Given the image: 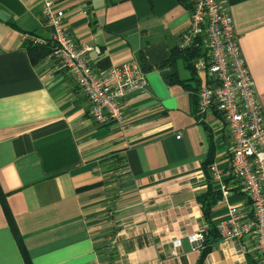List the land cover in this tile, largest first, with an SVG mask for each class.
Here are the masks:
<instances>
[{"label":"crops","instance_id":"obj_1","mask_svg":"<svg viewBox=\"0 0 264 264\" xmlns=\"http://www.w3.org/2000/svg\"><path fill=\"white\" fill-rule=\"evenodd\" d=\"M229 1V0H228ZM264 105V0L228 3ZM63 26L96 48L105 72L136 59L149 81L126 100L122 121L100 123L73 75L51 55L34 62L28 33L51 37L41 0H0V264H259L252 240H209L235 204L251 214L226 169L233 140L221 113H201L195 88L206 79L185 59L156 65L178 48L190 21L182 0H54ZM13 22V24L11 23ZM176 73L163 76L166 69ZM181 136L178 137V134ZM229 185L222 193V183ZM214 192L220 198L205 214Z\"/></svg>","mask_w":264,"mask_h":264},{"label":"built area","instance_id":"obj_2","mask_svg":"<svg viewBox=\"0 0 264 264\" xmlns=\"http://www.w3.org/2000/svg\"><path fill=\"white\" fill-rule=\"evenodd\" d=\"M46 22L53 25L51 37L32 33L26 42L55 43L51 54L61 69L69 71L91 103L90 114L100 122L122 121L126 100L137 91H146V71L136 59L126 60L105 72L96 71L88 58L96 48L80 43L65 29V11L56 10L54 0H41ZM190 21L182 32L178 48L203 47L204 54L196 67L204 69L206 79L196 91L201 113L217 109L228 126L233 140L226 169L216 163L209 166L212 179L222 181L224 175L236 181V187L251 205L245 216L235 204H228L227 215L219 222L223 240L248 237L254 244L259 264H264V105L258 98L256 83L242 50L228 9V0H188ZM181 133L178 134V137ZM229 185L222 183L226 196ZM205 231L192 234L190 240L203 247Z\"/></svg>","mask_w":264,"mask_h":264},{"label":"trees","instance_id":"obj_3","mask_svg":"<svg viewBox=\"0 0 264 264\" xmlns=\"http://www.w3.org/2000/svg\"><path fill=\"white\" fill-rule=\"evenodd\" d=\"M182 1L187 3V5L189 6L188 0H182ZM231 2H232V0H229V3H231ZM11 23L13 24L12 21H11ZM26 43H27L26 46L28 48L30 56L34 62L41 60L42 58H44L48 55H51L53 50H54V47H55V43H53L51 40H49V42L46 44H33L31 42H26ZM203 54H204V51H203V47H201V46H198L195 48H189L187 50H181V49L177 48L176 51L172 52V54L170 55V57L167 60L157 64L156 66L160 67V68H163L167 65L176 66L177 59L179 57H183L185 59L187 67L192 71L193 78L198 79L197 75H196L195 63H196V60ZM197 89H198V87L195 88V95H196ZM219 198H220V194L217 192H214L212 195L211 201L207 202L205 204L206 207L204 210H205L206 216H209V214H210L211 204L216 202V200H218ZM204 233H205V238H204V242H203L201 259H203V257L206 255V253L210 250V246L208 244V241L209 240L215 241L220 237V232H219V229L217 228L216 225H212L210 228V231L208 232L205 230ZM24 256H25L24 257L25 258L24 264H32L29 256L26 253Z\"/></svg>","mask_w":264,"mask_h":264},{"label":"water","instance_id":"obj_4","mask_svg":"<svg viewBox=\"0 0 264 264\" xmlns=\"http://www.w3.org/2000/svg\"><path fill=\"white\" fill-rule=\"evenodd\" d=\"M9 16L10 15L6 11H4L3 9H0V19H2V20H8L9 19ZM177 70L178 69L176 67H173V68H170V69H166V70H164L162 72V75L163 76L172 75V74L176 73Z\"/></svg>","mask_w":264,"mask_h":264}]
</instances>
